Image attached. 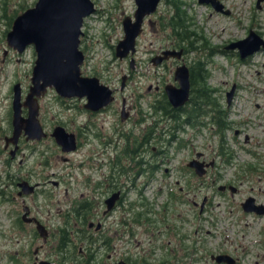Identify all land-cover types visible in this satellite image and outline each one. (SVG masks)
<instances>
[{
    "label": "rangeland",
    "instance_id": "rangeland-1",
    "mask_svg": "<svg viewBox=\"0 0 264 264\" xmlns=\"http://www.w3.org/2000/svg\"><path fill=\"white\" fill-rule=\"evenodd\" d=\"M91 1L96 10L84 19L81 28L84 34L80 36L79 43V48L85 56L81 65L83 75L96 76L100 82L118 88L121 76L130 73L124 91V95L130 99V102L136 97H153L155 94L153 90L151 92L147 90L148 85L155 86L160 82L164 86L174 83L175 64L168 62L167 65L155 66L150 61L155 50L174 46L169 29L164 28L166 18L171 14V8L166 0H161L156 10L143 20V31L136 39V51L132 56V68L129 67V58L120 60L115 57L114 47L123 36V18L133 16L136 8L134 0ZM176 1L180 4V10L190 18L192 25L188 29L194 31L196 37L200 38L199 41L194 42L197 50L186 53L184 62L187 66L197 60L206 63L205 69L209 73L206 85L211 90L214 89L211 95L226 111L225 123L228 122L230 128L225 130V146L228 149L226 156L230 158V163L222 161V158L218 156V137L209 124L200 128L199 132H196L197 128L187 129L186 135L192 134L194 151H204L207 160H215V165L204 177L208 185L210 186L211 179L215 178L216 181L220 180V183L236 184L240 191L234 193V196H230V192H227V199L224 200L222 197L213 198L214 227H206L207 223L199 220L201 216L195 206L193 207V225L185 226L187 228L185 230L178 222L179 234L187 232L191 238L183 241L185 245L189 243L187 255L183 248L174 250L175 262L177 264H213L209 259L210 254L225 251L232 256L241 257L242 253L247 251L249 254L241 261L242 264H264V251L255 248L264 220L257 221L248 215L245 216L238 209V201L249 192L257 194L259 200L264 202V49L248 56L245 63L241 62L235 53L237 48L227 49L226 53L218 51L219 47L247 36L250 29L264 37V0H260L259 4H257L258 0H219L229 10L228 14L217 12L210 4L199 3L198 0ZM35 2L36 0H0V264H27L24 255H20L22 254V236L16 234L15 229L12 228L10 210L14 208V205L10 200L13 195V187L10 185L11 176L27 177L26 174L30 172L33 182L40 175L44 176V181L48 183L41 186L40 189L43 188L44 192L36 198V201L50 210L52 215L49 221L54 227L59 212L63 214L69 210L75 202L78 203L81 200L80 195L91 188L94 166L99 162L97 157H101L104 162L112 161L117 155L123 157L120 151L123 149L126 138L128 137V142L132 146L144 125V122L134 124V116L129 122L122 123L119 114L110 115L109 111L90 115L82 106L83 100L70 98L63 101L54 89L49 88L39 100V118L46 131L50 132L55 125H62L67 131L73 133L80 132L84 127H88L90 132L82 135L79 147L71 152H62L53 137L49 135L36 145L37 150L35 148L34 151L29 147L30 143L23 139L17 161L10 163V155L8 151L3 150V147L4 136L10 135L12 127V86L16 82L20 83L23 99L30 84L36 55L31 45L18 54L7 46L6 34L10 30L14 17L33 6ZM204 43L207 45L206 48L201 46ZM233 85H235L236 94L233 100H230V106H227L225 93ZM119 96L118 92L117 97ZM118 126L129 132L124 130L126 135L122 136L116 131ZM236 129L240 133L232 138L233 131ZM97 131L111 142L106 153L93 135V132ZM245 134L251 137L249 142H244ZM162 137L167 139L164 134ZM163 144L162 141L161 146ZM185 153V151L181 152L182 156L184 155L183 161H186ZM128 156L132 161L133 155L125 154L124 157ZM42 158L47 159L44 168L38 163ZM20 159L23 160L22 165L18 163ZM176 164V160L169 165L164 164L169 169L165 174L164 166H162L151 178L140 176L135 180L134 188L127 193L126 199L137 201L138 192L141 191L146 204L151 203L152 210L160 215L163 205L170 200V194H174L179 218L180 213L184 215L185 206L180 200L186 199V193L195 194L194 199L198 203L204 194L211 197L217 184H212L211 187L205 183L202 185L195 175L190 180L189 186L186 185L188 189L184 190V194H180L179 186H185V183L182 181L175 184V175L171 176ZM109 169L110 166L106 165L103 171ZM132 171L136 172L137 168H133ZM133 172L130 171V173ZM240 177H248L249 181H241ZM52 181H56L57 185H54ZM31 199L32 197H28L27 201L30 202ZM122 210V205L115 210L113 213L115 220L122 217ZM73 218L70 216V222ZM109 222L108 219L104 223L102 234H113L105 230ZM114 226L118 229V233H121V229L116 224ZM136 227L138 226L132 230L135 232L134 236L129 238L132 252L141 248L143 257L144 255L149 257L156 251V258L169 259L167 235L160 236L158 243L162 247H158L153 237L148 240L149 233H144L142 227L138 229ZM160 229L163 230V225ZM239 230L242 232L238 233ZM153 231L156 232V230ZM179 241L178 238L176 242ZM118 242V240L115 241V243ZM102 252L105 253V250ZM114 252V257L124 255L121 247Z\"/></svg>",
    "mask_w": 264,
    "mask_h": 264
},
{
    "label": "flooded vegetation",
    "instance_id": "flooded-vegetation-1",
    "mask_svg": "<svg viewBox=\"0 0 264 264\" xmlns=\"http://www.w3.org/2000/svg\"><path fill=\"white\" fill-rule=\"evenodd\" d=\"M179 49L182 50L181 56L179 58H177L176 56H169L168 58H164L163 60H161L158 64H154L152 61L154 57L162 56V52L165 50ZM226 50L227 49L225 48V46L219 47L218 49V51L221 53H225ZM190 51L184 47L177 48L176 46L172 45L171 47L165 49L155 50V54L150 58V61L155 66L167 65L168 62H171L172 64H175L176 69L177 66L185 64L184 55ZM134 53L129 54L125 57L129 58V63ZM235 53L239 57L238 51L235 50ZM241 62H247V58ZM187 67L190 73L191 65ZM129 76L130 73L123 74L121 76L118 88L105 84L112 90L113 100L110 104L97 111H91L84 107V104L86 102L85 98L75 97L84 101L82 106L86 110V112L90 113V115L102 114L109 111L111 112V114L109 113L110 115L119 114V119L122 123L129 122L132 119V116H134V124L136 122L138 124L144 122V125L140 133L137 135V137H135L132 146L128 142V137L126 138L123 149L120 151V153L123 154V157L117 155L114 159H112V161L107 162L101 160V157H97V161L99 162H97V165L94 166L95 171H93L94 177H92L93 183L91 184V188L84 194L82 193L80 195L81 200H79L78 203L75 202L73 207H71L69 210H66L63 214L59 212V214L57 215L58 219L56 220L54 227L52 226L53 224L49 221L52 215L50 210L45 209V206L43 204H39L36 201V198H39V195H43L41 193H43L44 190L43 188L40 189L41 186H44L48 183V181H44V176L40 175L39 178L34 182L31 180L32 174L30 172L26 174L27 177L11 176L10 185H12L13 187V195H11L10 200L14 205V208L10 210V216L13 224L12 228L15 229L16 234H21L22 236V254L20 255H24L27 264H116L120 261L124 262V264H177L175 262L174 250H176V248H183L185 255H187L189 253V243H186L185 245L183 241L191 238V236L187 232L186 234L184 233L185 235L179 234L178 222H180L181 227L185 230H187L185 226L193 225V207L195 206L198 208V214L201 216L199 217V220L207 223L206 227H214L215 225L213 224V221L215 220V217L214 214H212V209L214 208V206L212 205L213 198L222 197V199L224 200L227 199V192H230V196H234V193L240 191L239 186H237L236 184L220 183V180L216 181L215 178H212L211 185L217 184V186L211 197L208 194H204L201 201L198 203V201L194 199L195 194L186 193V199L184 198V200H180V202H182L185 206L184 215L180 213L179 218L176 212V199L174 194H170V200L169 202H166L165 205H163V210L160 215H158V213L156 214L152 210L151 203H149L148 205L146 204V199H144L141 191L138 192L139 198L137 199V201H129L128 199H126L129 190L131 188H134L133 186L136 179H138L142 175L151 178L153 174L158 172V170H160V168L164 166V164L169 165L173 160H176L177 163L171 175H175L174 183L179 184L182 181L185 183V186H179L180 194H184V190L188 189L187 186H189L190 180L193 179L194 175L197 176V166L202 167L204 171L201 176H197L198 179L201 181L202 185H204V183L208 185V182H206L207 179H204V177L215 165V160H207L204 151L193 150V136L192 134L186 135L187 129L193 130V128H197L196 132H199L200 128H204L207 126V124H209L210 128L214 129V133L218 137V156L222 158V161H225L228 164L230 163V158L226 156V154H228V151L226 150L228 149L225 146V130L227 128H230V124L226 122V125L224 128H222V131L221 129H217V126L212 123L211 118H209L211 113L208 112L205 115L202 114L203 116L201 117L203 118H201L199 115V120H194V92L191 83L189 87L188 99L183 105L173 106L164 91V87L167 84L162 86L160 82L156 83L155 86L148 85L147 87V90L149 92L153 90V94H155L153 97H136L133 98L130 102V99L124 95V91L127 87V79L129 78ZM122 78H124L123 84ZM173 81L174 83L168 84L177 86L178 83L174 80V73ZM213 91L214 89H212V92ZM118 92L120 95L119 97H117ZM235 94L236 89L231 98L232 100ZM163 95H165V97H163ZM40 98H38V101L40 100ZM60 98H62L63 101H65V99H70L64 97ZM230 103L231 102H229L227 106H230ZM164 106L167 107V109L170 111V114L164 113ZM206 110H208V108ZM222 111L223 115L226 116V111L224 109H222ZM26 112V108H23L22 114L24 116L26 115ZM38 119L40 124L42 125L39 115ZM42 127L46 135L40 140H27L25 135L22 134L16 143L17 147L14 151L13 156H11L10 154V150L13 148V145H4L3 150L8 151L10 155V163L12 161H17L18 154L21 151L20 144L23 139L30 143L29 147H31V149L34 151L35 148L37 150L36 145L40 144L46 137H48V135L53 137L51 133L54 127L50 132H47L43 125ZM87 128L88 127H84L80 132L74 133L75 150L80 145L82 135H86L90 132V129ZM124 130L125 129L121 126H118V128H116V131L122 134V136L126 135ZM125 131H127V133L129 132V130ZM239 133L240 131L238 129L234 130L232 138L234 136H237V134ZM162 134H164L167 139H163ZM93 135L98 139L103 148V151H105L104 153H106V151L111 146V142L107 140V138H105V136H103L101 132H93ZM250 139L251 137L248 136V134H245L244 142H249ZM162 141L164 143L162 145L163 147L161 146ZM172 144L174 146H172ZM183 151L186 152L184 157L186 158V161H183L184 155L182 156L181 154V152L183 153ZM125 154H132V161L130 160L129 156L124 157ZM18 163L22 165L23 160H18ZM38 163L42 164V168H44L47 164V159L42 158L38 161ZM106 165H109L110 169L103 171L104 166ZM133 168H137V171L133 172ZM168 170V167L164 166L163 173H167ZM130 171L133 173H130ZM240 178L241 181H249L248 177ZM23 182H27L29 187L33 186V189L30 191V193L24 192L28 189V186H23ZM89 182L91 183L90 180ZM52 183L54 185H57L56 181H52ZM211 185H208V187H211ZM28 197H32L30 202L27 201ZM109 198H112V204H110L109 201L107 202ZM121 205L123 208L122 217L119 220H115V218H113V213L118 207H121ZM87 208H89L88 219L85 224H83L80 217ZM238 209L245 216L248 215L251 218H255L257 221L258 219L264 220V202L259 200L257 194L249 192L247 195H245L243 199L238 201ZM59 215L62 216L59 217ZM152 215H154V217H152ZM70 216L74 217L72 219V222H70L69 220ZM108 219L110 220V222L105 230L107 232H113L112 235L102 234L104 223ZM115 224L119 227V229H121V231L119 230L121 233H118V229L114 226ZM161 225H163V230L160 229ZM135 226H138L136 227V229L142 227L144 233H149L147 236L148 240L153 237L154 242L158 247H162V245L158 243L160 236L167 235L169 237V240L167 242L169 245V259L156 258V251H154V253H152L149 257H147L146 255H144L143 257L141 255V248H137V251L132 252L130 248L129 238L130 236H134L135 232H132V230L135 229ZM83 228L86 229V231L93 239V243L91 244L90 249H87V247L84 248L83 243H80L78 241V234ZM153 230H156V232H154ZM66 232H69L70 236H72V243L77 249L76 252L74 251L75 248L70 242L65 250ZM241 232L242 230L238 231V233ZM258 234L259 239L256 242L255 248L256 250L264 251V225ZM178 238L180 239V241L176 242ZM171 239L175 240V242H172ZM117 240L119 242L115 243V241ZM119 244H121V246H117ZM103 247H105V249H103ZM120 247L123 248L124 252H122V254L124 255H118V257H114V251L116 249H119ZM103 250H105V253L102 252ZM108 251L112 252L109 253ZM15 252H17V249H15ZM222 254H227L230 256L228 260L231 261V264H242L241 261H243L245 259L244 257L249 253L247 251H244L242 253L243 256L241 257L232 256L225 251H222L221 253L210 254L209 259L211 260V263L228 264L224 261L217 262L215 260V256Z\"/></svg>",
    "mask_w": 264,
    "mask_h": 264
},
{
    "label": "water",
    "instance_id": "water-1",
    "mask_svg": "<svg viewBox=\"0 0 264 264\" xmlns=\"http://www.w3.org/2000/svg\"><path fill=\"white\" fill-rule=\"evenodd\" d=\"M257 1V4H259ZM160 0H134L136 5L133 16H125L122 20L123 36L115 45L114 55L119 59L134 53L136 39L142 31V23L147 15L153 13ZM199 3L210 4L215 11L228 14L219 0H198ZM95 11L91 0H36L33 6L16 15L11 29L6 34V44L18 54L33 46L36 58L31 70L28 91L22 99L21 85L16 82L12 86L11 103V135L4 136L5 146L13 145L11 156L17 147V141L23 134L27 140H40L46 133L39 122L38 98L52 88L60 97L85 98L84 107L97 111L110 104L113 100L112 90L101 83L96 76H86L81 73L84 53L79 48L80 36L83 34L84 19ZM226 49L237 48L239 57L246 58L264 49V38L250 29L247 36L230 42ZM182 50H165L162 56L154 57L158 64L169 56H181ZM131 58L130 67L132 68ZM174 80L177 86L167 84L164 91L173 106L183 105L189 96V70L185 64L176 67ZM124 78H122V84ZM235 86L226 93L227 103L230 102ZM26 108L24 116L22 109ZM51 135L63 152L75 149V134L67 132L61 125L54 127ZM198 175L203 174L202 167H196ZM23 186H28L23 182ZM22 185V183H21ZM33 186H28L25 193H30ZM112 204V198L107 202ZM230 256L226 254L215 256L217 262H227ZM116 264H124L120 261Z\"/></svg>",
    "mask_w": 264,
    "mask_h": 264
},
{
    "label": "trees",
    "instance_id": "trees-1",
    "mask_svg": "<svg viewBox=\"0 0 264 264\" xmlns=\"http://www.w3.org/2000/svg\"><path fill=\"white\" fill-rule=\"evenodd\" d=\"M166 3H168L171 8V14L166 18L164 28L169 29L170 36L175 44L174 46L184 47L189 51L197 50L196 46L194 45V42L199 41L200 38L196 37L194 31L188 29V27L192 25V23L190 22V18L185 15V12H182L180 10V4H178L176 0H166ZM201 46L202 48H206L207 45L204 43ZM205 64V62L197 60L191 65L190 68L189 80L194 92L193 118L194 120H199V118L205 115L207 112L211 113L210 118L212 123L217 126V129H221L222 131V128H224L226 125L225 116L223 115V111L220 105L218 104L217 99L211 95L212 90L206 85V78L208 77L209 73L205 69ZM163 97H165V95H163ZM207 108L208 110H206ZM163 111L166 114H170V111L167 109L166 106L163 107ZM199 115L200 117H198ZM88 213L89 208H87L81 214L80 219L83 224H85L88 219ZM78 236V241L80 243H83V247H87V249H90L91 244L93 243V239L85 228L80 230ZM69 242L75 248L74 251L76 252L77 249L72 243V236H70L69 232H66L65 250L68 247L67 245L69 244Z\"/></svg>",
    "mask_w": 264,
    "mask_h": 264
},
{
    "label": "bare ground",
    "instance_id": "bare-ground-1",
    "mask_svg": "<svg viewBox=\"0 0 264 264\" xmlns=\"http://www.w3.org/2000/svg\"><path fill=\"white\" fill-rule=\"evenodd\" d=\"M13 21V20H12ZM11 26H12V23H11ZM10 29H11V27H10ZM33 66H34V64H33ZM33 66H32V68H33ZM57 94V93H56ZM58 96V95H57ZM58 97H60V96H58ZM65 98V97H64Z\"/></svg>",
    "mask_w": 264,
    "mask_h": 264
}]
</instances>
